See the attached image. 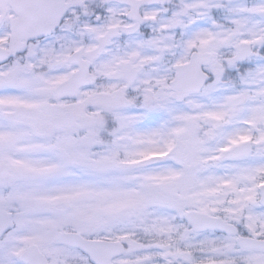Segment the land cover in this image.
I'll return each instance as SVG.
<instances>
[{
    "label": "snow or ice",
    "instance_id": "1",
    "mask_svg": "<svg viewBox=\"0 0 264 264\" xmlns=\"http://www.w3.org/2000/svg\"><path fill=\"white\" fill-rule=\"evenodd\" d=\"M0 264H264V0H0Z\"/></svg>",
    "mask_w": 264,
    "mask_h": 264
}]
</instances>
